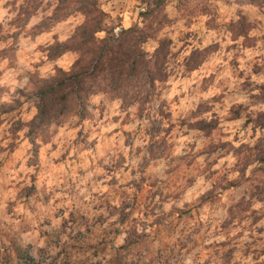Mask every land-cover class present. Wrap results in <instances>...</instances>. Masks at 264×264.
I'll return each mask as SVG.
<instances>
[{
	"label": "clouds",
	"instance_id": "obj_1",
	"mask_svg": "<svg viewBox=\"0 0 264 264\" xmlns=\"http://www.w3.org/2000/svg\"><path fill=\"white\" fill-rule=\"evenodd\" d=\"M101 3L103 13L122 18L125 30L144 31L139 13L155 11L141 0ZM48 4L0 0V87L7 86L0 105L9 107L0 115V235L22 254L17 264H264V76L251 65L250 76L229 73L248 96L228 104L224 98L235 83L222 85L215 72L206 78L199 72L208 36L221 20L240 25L235 37L223 33L224 43L247 54L217 63L264 64V0H164L157 39L171 32L175 40L181 30L197 28L208 33L204 47H192L189 38L178 48L196 88L190 93L183 80L173 84L153 111L148 93L142 103L126 104L138 86L121 84L107 104L102 92L89 95L92 115L85 102L74 122L42 133L43 109L17 91L29 74L46 78L53 65L35 66L87 19L83 12L69 14L49 31H34L60 0L45 12ZM148 39L140 49L155 55L161 45L149 46ZM56 66L64 67L60 59ZM150 80L154 85L156 78Z\"/></svg>",
	"mask_w": 264,
	"mask_h": 264
},
{
	"label": "trees",
	"instance_id": "obj_2",
	"mask_svg": "<svg viewBox=\"0 0 264 264\" xmlns=\"http://www.w3.org/2000/svg\"><path fill=\"white\" fill-rule=\"evenodd\" d=\"M141 2L149 6L150 10L159 6L157 0ZM100 9V0H60L54 15L49 17L53 21H59L69 14L83 12L87 19L82 26L76 27L74 35L66 44L57 43L50 48L51 60L67 52L75 53L72 64L66 70L55 66L49 77L40 78L34 83L32 95L35 98V107L43 109L44 119L47 121L44 128L39 129L41 132L51 125L64 122L70 115H77L85 102L88 108L90 94L102 92L110 97L118 85L134 81L138 86L137 94L126 97L125 103L137 99L142 103L143 94L148 93L152 97L154 90L167 77L166 39L158 40L161 47L155 55L149 56L140 49V42L145 37H152V21H148L154 18L155 11L150 15L143 13L144 31H137L135 28L125 30L118 23L116 26L120 30L114 32L115 24L109 14ZM43 27L44 22H41L38 28ZM231 30L235 36L241 31L240 25L232 23ZM151 76L156 78L154 85L151 83ZM61 110H64L63 116H60ZM37 130L34 121L32 134L35 135ZM13 253L15 262L12 264H17L16 257L22 254L19 250H13Z\"/></svg>",
	"mask_w": 264,
	"mask_h": 264
},
{
	"label": "rangeland",
	"instance_id": "obj_3",
	"mask_svg": "<svg viewBox=\"0 0 264 264\" xmlns=\"http://www.w3.org/2000/svg\"><path fill=\"white\" fill-rule=\"evenodd\" d=\"M163 2L164 0H157L158 7H155V12H154V18L150 19L152 21V24H156V27L152 26V37L148 40V45L149 46H154L157 44L158 40L157 37L160 35V28L163 26L165 21L161 19V13L163 11ZM32 3L39 7L42 3L43 0H32ZM104 4L108 3V0H103ZM100 4L102 7V3L100 0ZM142 5L147 6L145 3H142ZM51 7V0H49V4L45 6V12L47 11V8ZM149 7V6H147ZM115 10V9H113ZM144 12H140L139 15L141 17H144L143 15ZM73 15L77 13H72ZM112 23L115 24L114 32L116 29L122 27L123 20L122 18L117 15L116 18H113L111 15H109ZM8 16L5 14L3 16V21H7ZM63 19H60L59 21H53L52 19H49L47 15L44 16L43 20L41 22H44V27L41 28H36L34 31L38 32H46L51 29L55 24L60 23ZM120 24L119 26H116V24ZM0 24H2V21H0ZM231 22L229 23H224L222 20L219 24L214 25V32L215 35L208 36L207 32H201L199 28L192 30L191 32L185 34L182 30L180 32V35L177 36L175 40L172 39L171 32L168 33H163V38L166 39V45H167V77H165V81L160 85V87H157L156 90H154L153 95H152V109L153 111H156V106L161 102L162 95L166 96L168 92L172 90V85L179 83L181 80H183V84H181V87H188L189 92L191 93L194 88H196V84H192L190 82V77L191 74L186 71L185 68V57L182 55L181 52L178 51V48L182 43H188L189 38L191 41V45L194 48H200L204 47V39L206 36H208L209 39V47L205 50V56H206V63L204 66H202L199 69L200 74L204 75L205 78L207 77V74L209 71L215 72L216 73V79L219 81L220 84L222 85H229L235 83V87L232 90V93L229 94V96L225 97L224 100L228 104H234L239 100L241 96H248L247 92L242 91V87L239 83V80L233 81L230 78L229 73L231 75H235L236 72H239L240 76H245L251 75L249 73L248 69L249 66H252V72L256 73L258 76H264V64H260L259 66L253 65L252 60H245L243 68H238L235 67L236 65L239 64V61L236 59H233L230 61V63L233 65L232 68H227L225 67L222 63H217V61H223L224 59H227L228 57L231 56H243L246 55L247 53L244 52L243 49H238L234 45H228L224 43V35L227 30H231ZM175 31V30H172ZM232 32V30H231ZM104 33H101L103 35ZM233 37H235L233 35ZM57 37H54L56 39ZM19 45L21 47L26 46L27 42H19ZM232 49V51H229V49ZM187 49H185L186 51ZM256 49H251L250 53L253 56L254 59L257 61H260V57L255 56ZM76 57V54L73 52H67L63 54L62 56L56 58V59H48L47 62H41L40 65H36L37 69H39L42 66H46L47 64L53 65L52 68H50L46 73L45 76L49 77L53 72H54V67L56 66V61L60 59L62 61V64L64 65V69H67L72 62L74 61ZM59 67V66H58ZM39 78V72L35 75L29 74V83L24 87V89H18L17 95L23 98L25 102H28L30 105L35 106V98L32 95V89L34 87V83L38 81ZM216 85L213 84V90ZM246 87V85H245ZM7 91V86L0 87V95H4ZM183 95V93H181ZM108 96L104 94V101L102 102L103 104H107L109 102ZM15 99V97H14ZM250 99V98H249ZM259 99H264V95H262ZM21 103L20 99H15V104L17 107H19ZM247 104V101H245V104H242L241 107H245ZM9 107L5 105H0V115H2L5 111H8ZM96 110V105H93L91 102H88V115H92ZM77 115H70L65 119L64 122L71 124L74 122V118ZM11 122V120L9 121ZM4 120L0 119V124H3ZM19 127V123L13 124L11 131L13 132V135L15 134L16 129ZM54 125H51L50 127L44 129L42 133H47V131L50 128H54ZM251 247V246H248ZM13 246L11 244H5L3 236L0 235V264H12L15 262V255L13 253ZM17 251V250H15ZM260 254H264V249H261ZM254 259H258V255H254Z\"/></svg>",
	"mask_w": 264,
	"mask_h": 264
}]
</instances>
